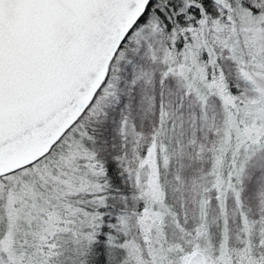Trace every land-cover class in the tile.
Segmentation results:
<instances>
[{
	"label": "snow or ice",
	"instance_id": "obj_1",
	"mask_svg": "<svg viewBox=\"0 0 264 264\" xmlns=\"http://www.w3.org/2000/svg\"><path fill=\"white\" fill-rule=\"evenodd\" d=\"M0 264H264V0H0Z\"/></svg>",
	"mask_w": 264,
	"mask_h": 264
}]
</instances>
